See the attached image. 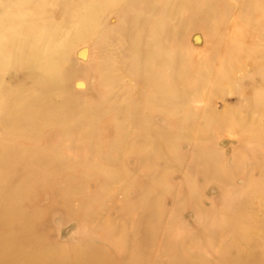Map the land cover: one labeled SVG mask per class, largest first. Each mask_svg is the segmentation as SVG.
<instances>
[{
	"label": "bare ground",
	"instance_id": "6f19581e",
	"mask_svg": "<svg viewBox=\"0 0 264 264\" xmlns=\"http://www.w3.org/2000/svg\"><path fill=\"white\" fill-rule=\"evenodd\" d=\"M239 9L231 13L228 0H0V264H264V217L249 207L264 199V0H239ZM186 25L204 42L196 60L186 46ZM117 33L121 52L103 56L106 40ZM79 43L97 49L89 65ZM115 69L131 83L137 78L141 94L117 103L110 92L121 80ZM235 69L243 74L237 107L198 113L190 106L192 96L234 85ZM88 78L94 92L84 97L72 83L85 85ZM227 128L246 149L232 162L217 150L192 156L222 194L210 210L195 207L190 240L206 230L204 250L185 249L164 217L171 174L158 160L182 165L183 142L207 148ZM72 135L78 159H66L62 148L61 138ZM130 161L150 169L143 186L134 182ZM236 176L247 182L243 190ZM182 178L195 194L191 177ZM116 182L120 188L112 193ZM47 186L59 188L50 218L59 220L55 210L66 209L79 223L73 244L43 233L47 217L33 201ZM129 192L140 199L131 202ZM218 200L222 210L215 208ZM196 202L194 196L190 205ZM97 208L134 213L132 228L121 217L99 231L89 228L85 217H95ZM222 230L228 240L218 243Z\"/></svg>",
	"mask_w": 264,
	"mask_h": 264
},
{
	"label": "rangeland",
	"instance_id": "374dc122",
	"mask_svg": "<svg viewBox=\"0 0 264 264\" xmlns=\"http://www.w3.org/2000/svg\"><path fill=\"white\" fill-rule=\"evenodd\" d=\"M228 2L231 7V13L237 14L240 11L239 0H228ZM171 24L172 27L176 26V24L173 22ZM183 34L185 36V41H187V44L186 43L185 44L187 47L191 49L192 52L191 59L196 60L199 54L204 49L203 47L204 42L199 36L200 35L199 30H195L194 28L191 29L189 25H186ZM122 39H123V35H121V33H117L116 35H113L110 39H108L109 41L106 40L105 46L102 47V55L105 57L106 56L116 57V55H118L121 52L119 42ZM82 44H84L83 45L84 47L82 46L80 48V52L83 53L82 57L84 56L82 61L85 64L89 65L93 59L95 60L96 57L94 58V56L97 55L96 52L97 49L95 50L94 46L88 43L86 44L79 43V45ZM73 56L75 55L73 54ZM243 68L245 72H251L250 64L245 63ZM113 72L118 73L121 76L120 82H117L110 87V92L117 103L119 102L123 103L128 97L136 98L139 94H141L138 91L139 80L137 78L132 80L131 83V81H128L127 77H124L122 74H120V70L115 69L113 70ZM242 75H243L242 71L235 69L232 77L234 81V85H230V87L224 88L220 92L208 90L205 94H201L196 99L193 98L192 96L190 106L195 110H198V113L199 111H201V113L202 112L206 113L209 110H214L218 112L233 110V108L237 107L243 98L240 92L238 91L239 89L237 86V84L241 83L239 79L242 77ZM243 81H244V85L249 84L248 78L246 76H243ZM84 83L85 85L80 84L78 86L72 83L73 89L74 88H76L77 90L80 89L79 91L84 97L92 96L94 92L93 79L88 78V81ZM210 84H212V82ZM235 113L237 112L235 111ZM159 122L160 120L155 119L152 125L157 127ZM166 126L167 125H164V127ZM132 128L136 129V127H132ZM127 129L129 130L130 128L128 127ZM229 131H230L229 128H227L224 131H220L214 134L213 143L211 146H207V148L203 147V145L201 144H196L195 146L188 141L183 142L180 145V151L184 156V162L182 165H178L173 161H168L167 163H165L162 160H158V166H160L162 170H166V173L171 174V177L167 181V185L169 187L168 189L172 190L171 193L172 198H170L169 196H168L169 198L166 197L167 199L165 204H166L167 212L164 214V217L167 219L170 218L172 220L173 226L177 227L179 232V237L177 240L179 241V245L185 249L204 250L203 249L204 247L201 245V243L204 238L206 230L201 233V238L197 240L196 243H193L192 240H190V236L195 229L192 226L196 222V217L198 213L197 209L199 207H203L207 210H210L208 208L211 207L212 202L214 200H217V198H219L222 194L219 183L211 179L208 175L202 174L199 170L201 166L199 165V163L197 164L193 163L192 156L197 157L198 155H206L212 152L213 150L214 151L217 150L218 152L224 155L225 159L232 162L234 154L243 152L246 149V147L244 146L245 145L244 142L242 143L239 141V136L235 132L232 131L229 132ZM77 139H78V135H77ZM132 139H134V137H132ZM74 140H75V136L72 135L61 138V142L64 145L61 142H59L63 145L62 148H64L65 151L64 154L66 156L65 157L66 159L79 158L78 156L74 155L75 151L79 150L75 148L76 145H74L75 142ZM136 142H139V138L137 139ZM195 149H197V153H195ZM129 165L131 166L130 172L134 173V182L137 185L143 186L142 184L145 183V180L147 178V173H149L150 169H148L146 166H143L141 163L136 164L134 161H130ZM81 166L82 165L76 166V169L80 170L82 174ZM185 173H187L191 177L193 183L197 185V190L195 194L192 193L188 181L184 182V179L182 178ZM78 174L80 175V173ZM52 178L54 179L53 181L56 182L61 180L63 176L62 174H59L58 176L55 177L53 176ZM234 183L242 190L247 185V182L239 176H236V178L234 179ZM89 186L90 189H93L95 187L93 183H90ZM47 188L48 186L44 190H42V192L36 198H34L33 201L36 205L40 206L45 211V217H47L44 220L46 221L45 224L42 226L43 233L47 238L61 245L73 244L77 242L79 240L78 238V234L80 230L79 223L77 220H75L72 216L68 214L66 209L55 210L53 216L55 218V216L57 215L59 220H57L56 218L55 219L50 218L52 212L48 208V205L51 197H58L59 188L58 186H53L50 187L49 189ZM118 188H120V185L118 184V182H116L115 184H112L108 190L112 193H115L117 190H119ZM127 195L131 196L130 197L131 202H137L140 199L139 195H136L134 192L133 193L129 192ZM194 196H196L197 202L195 206H191L190 203L194 200ZM195 207L197 209H195ZM249 207H250V213L252 215L258 217H264V199H258L256 201H252L251 203H249ZM215 208L217 210H222L223 204L220 201L216 202ZM93 210H95L94 212L95 217H92V215L90 214H87V216L85 217V219H87L86 223L89 225L88 226L89 228H93L99 231L100 227H104L108 219L118 220L120 219V217L121 220L123 221L124 227L132 228L131 216L134 215V213H132L131 216H125L111 210H108L107 212H105L104 209H100V208ZM81 214L86 215V212L84 213V209L81 210ZM200 222L202 225L203 221ZM169 226H171V224ZM95 240L100 245L104 247L107 246V243L104 240H102L100 237H96ZM227 240H228V234L226 233V231L223 230L220 231L217 242L218 243L221 241L227 242ZM211 247L212 245L210 244L208 248ZM151 248H153V246ZM203 255L208 257L211 254L203 253ZM160 258L163 257L157 256L156 260H160Z\"/></svg>",
	"mask_w": 264,
	"mask_h": 264
}]
</instances>
